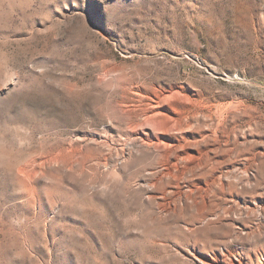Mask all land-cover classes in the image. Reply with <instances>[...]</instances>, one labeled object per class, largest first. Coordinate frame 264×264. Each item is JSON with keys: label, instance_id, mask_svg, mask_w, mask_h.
Returning <instances> with one entry per match:
<instances>
[{"label": "rangeland", "instance_id": "374dc122", "mask_svg": "<svg viewBox=\"0 0 264 264\" xmlns=\"http://www.w3.org/2000/svg\"><path fill=\"white\" fill-rule=\"evenodd\" d=\"M262 211L264 0H0V264L261 262Z\"/></svg>", "mask_w": 264, "mask_h": 264}, {"label": "bare ground", "instance_id": "6f19581e", "mask_svg": "<svg viewBox=\"0 0 264 264\" xmlns=\"http://www.w3.org/2000/svg\"><path fill=\"white\" fill-rule=\"evenodd\" d=\"M143 124L145 126L151 127V130H147L145 131L143 135H141L142 140H145V142L148 145H153L155 147V149L152 151L154 153L155 151H157L155 153L157 156H161V157L166 156L168 159V162L166 163V166H165L166 167L165 170L164 171L160 170L162 173V176L165 177V183L167 182L168 184L172 185L174 181L182 180L184 184V189L181 193V196H183V198L192 197V194L195 195L196 197L198 196V194H200L202 190H206L208 194L218 193V190H220V187H221V173L220 172H218L215 175L213 174V176L209 180L207 179L208 182L207 183L205 182L206 183L205 187L200 186L199 182L194 181L193 179H195V177H201L205 175L204 173H194V169H192L189 166H186V162L189 161L192 158V156L190 155V153L184 151L185 144L180 141H177L178 138L174 139L173 136L166 137L163 134H161V132L158 131V127H156V123L153 120H151V118L146 117ZM128 145H129V142L124 144V146H128ZM17 175L22 185H24L27 189H29V192H31L33 188L32 183L35 179H37V171L34 169L20 168L17 171ZM169 192L170 191H168L167 194H170ZM211 205H210V208L214 207L213 203ZM217 207L219 206L216 205L215 208ZM210 211H213V210H210ZM263 218H264V211H262L261 214H259L258 219L262 220ZM218 253L220 256V260L222 261L223 264H264V258L262 259L261 262H258V260L257 262L255 261V258H254L255 254L249 253V254H246L244 257L237 259L235 255L232 253L228 254V253L223 252L222 250H220Z\"/></svg>", "mask_w": 264, "mask_h": 264}, {"label": "snow or ice", "instance_id": "6c2138e0", "mask_svg": "<svg viewBox=\"0 0 264 264\" xmlns=\"http://www.w3.org/2000/svg\"><path fill=\"white\" fill-rule=\"evenodd\" d=\"M80 2V0H77V3H79ZM108 2H111V0H108Z\"/></svg>", "mask_w": 264, "mask_h": 264}]
</instances>
